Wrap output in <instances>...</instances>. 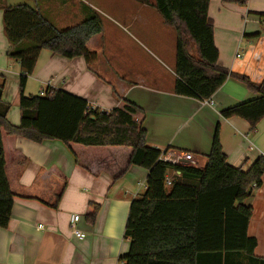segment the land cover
Masks as SVG:
<instances>
[{"label":"crops","instance_id":"0c3cea01","mask_svg":"<svg viewBox=\"0 0 264 264\" xmlns=\"http://www.w3.org/2000/svg\"><path fill=\"white\" fill-rule=\"evenodd\" d=\"M72 1L0 0V86L4 87L2 100L10 105L8 121L14 126L21 124V67L8 56L13 46L5 33L4 10L25 4L39 9L52 23V6L70 8L74 17L89 13L86 6ZM154 1L142 3L152 11H145V16L159 15ZM209 14L214 21L219 65L261 83L264 19L259 15H264V0H249L246 6L211 0ZM103 23L104 32L87 44L96 54L92 63L84 57L68 59L42 50L25 96L63 90L104 111L121 106L120 99L128 100L145 113L143 127L149 146L162 152L191 153L200 168L207 163L218 125L229 165L247 171L264 157V119L252 133L245 120L221 116L223 110L255 99L257 94L229 79L212 97L214 106L178 96L174 93L176 53L171 57L157 53L131 33L123 34L112 23L109 27ZM4 144L6 175L15 198L9 227L0 228V264H120L131 244L125 238L130 205L145 193L148 176L147 170L137 166L121 175L131 149L67 146L60 140L35 143L6 135ZM262 182L245 204L253 208L249 236L258 242L255 255L264 259V176ZM92 204L100 206L93 224L86 218ZM76 215L81 217L77 226L87 235L84 240L72 235Z\"/></svg>","mask_w":264,"mask_h":264},{"label":"trees","instance_id":"16d2710c","mask_svg":"<svg viewBox=\"0 0 264 264\" xmlns=\"http://www.w3.org/2000/svg\"><path fill=\"white\" fill-rule=\"evenodd\" d=\"M210 1L155 0L164 23L176 32L174 93L203 102L229 79L237 80L258 97L223 110L221 116L245 120L255 133L264 119V80L254 83L248 76L219 65ZM221 1L246 6L249 0ZM3 24L13 46L8 56L21 67V124L14 126L8 121L10 105L2 100L4 87L0 86V228L9 227L15 198L6 175L4 135L35 143L60 140L67 146L126 147L131 153L121 175L137 166L147 170L148 176L145 193L130 205L125 238L131 244L120 264H264V259L255 255L257 239L249 236L253 208L245 204L262 187L263 156L247 171L229 165L218 125L203 168L173 165L161 160L170 149L162 152L148 145L145 113L128 100L120 99L121 106L104 111L63 90L49 89L45 96L26 97L27 81L42 50L68 59L84 57L92 63L96 54L87 44L104 32V23L93 15L60 30L39 9L24 4L7 7ZM170 172L180 175L172 176V185L167 187ZM90 207L86 218L93 224L100 206Z\"/></svg>","mask_w":264,"mask_h":264},{"label":"rangeland","instance_id":"374dc122","mask_svg":"<svg viewBox=\"0 0 264 264\" xmlns=\"http://www.w3.org/2000/svg\"><path fill=\"white\" fill-rule=\"evenodd\" d=\"M152 1L154 0H74L72 2L76 6H86L87 10H90L89 13L83 12L74 17L73 13L69 12L70 8L58 6L59 8L56 9L52 6L49 17L56 25L55 27L64 30L83 19L98 15L107 27L112 23L123 34L131 33L137 37L145 47L155 50L157 53L164 52L171 57L172 52L176 53V37L172 39L170 35L173 33L176 36V34L172 28L164 26L160 15L145 16V11H150L151 7L145 8L142 3L151 4ZM147 14L149 13L147 12ZM134 43L142 48L137 42L134 41ZM241 50H244V46Z\"/></svg>","mask_w":264,"mask_h":264},{"label":"built area","instance_id":"2783aa9c","mask_svg":"<svg viewBox=\"0 0 264 264\" xmlns=\"http://www.w3.org/2000/svg\"><path fill=\"white\" fill-rule=\"evenodd\" d=\"M239 57V56H238ZM42 96H45L46 93L42 92L41 93ZM205 104L210 105V106H214L215 102L213 101V99H208L203 101ZM93 107V106H92ZM94 108V107H93ZM161 160L165 163H170L173 165H179V164H192V165H196L197 161L194 157L193 154L191 153H181V152H177V151H168L166 153H164L161 157ZM177 176L180 175V173H173V176ZM172 185V177L167 176L166 179V186L170 187ZM81 217L76 215L73 217V221H72V225H71V229H72V235L75 239L77 240H84L86 238V233L83 232L78 226L77 224L79 223Z\"/></svg>","mask_w":264,"mask_h":264}]
</instances>
